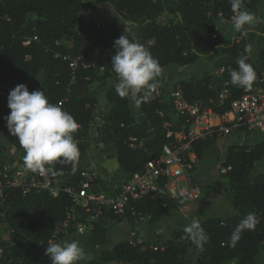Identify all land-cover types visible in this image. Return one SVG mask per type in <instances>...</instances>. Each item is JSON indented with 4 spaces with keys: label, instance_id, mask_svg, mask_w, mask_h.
Here are the masks:
<instances>
[{
    "label": "trees",
    "instance_id": "1",
    "mask_svg": "<svg viewBox=\"0 0 264 264\" xmlns=\"http://www.w3.org/2000/svg\"><path fill=\"white\" fill-rule=\"evenodd\" d=\"M259 3L260 0H244L246 8L255 14ZM103 7L114 16L110 21L97 22L91 13ZM232 14L229 0H0V135L24 157L18 139L9 134L6 126L5 117L10 112L7 85L39 79V90L45 92L49 102H59L80 125L74 134L80 150L79 160L75 165L56 162L57 175L46 177L56 180L60 188L77 186L81 180L78 165L86 159L93 112L98 104L91 85L113 78L114 86L105 94L110 105L105 126L107 143L115 149L120 171L124 174L141 172L147 161L159 157L162 146L169 140L167 130L181 129L183 120L169 109L168 97L164 103L144 100L136 106L135 114L131 112L128 99L115 92L117 76L111 65V56L116 51L114 41L125 28L130 30V36L148 47L164 68L191 66L200 59L213 62V68L222 69L218 81L210 75L191 77L180 81L178 86L186 102H198L211 108L214 114H222L229 110L230 101L243 94V87L233 85L229 75L230 69L238 67L236 40L241 41L243 51L246 46L243 33L234 31L233 36L228 35ZM219 24L225 27L219 30ZM56 54L61 57H54ZM66 56L71 60L79 58L74 72L69 60L63 59ZM250 63L253 66V61ZM263 64L264 60L253 66L257 80L258 68ZM96 67L101 69V74ZM223 87L230 96L222 106L217 102V94ZM159 112H163L162 117ZM138 116L142 117L139 121ZM164 123L170 127H165ZM244 132L237 131L238 134ZM216 138L213 134L193 144L198 160L213 147ZM132 139L135 148L129 146ZM262 158L264 141L253 146L227 147L222 163L225 172L220 177L227 179L233 194L231 213L200 220L208 235L202 250L194 246L183 228L173 231L169 241L154 245L119 242L112 250L84 264H264V173L250 178L254 164ZM173 206L174 203H169L161 207L160 201L150 197L130 204V208L149 222L165 217ZM70 207V200L63 192L52 198L44 191L23 195L16 188L6 190L0 206V222L10 238L0 241V264H52L45 255V248L49 246L47 242L55 224L64 218ZM249 212L257 214L259 224L254 230L243 232L235 247L228 246L231 233ZM129 214L103 216L94 223L90 239L103 240L106 221L132 220Z\"/></svg>",
    "mask_w": 264,
    "mask_h": 264
},
{
    "label": "built area",
    "instance_id": "2",
    "mask_svg": "<svg viewBox=\"0 0 264 264\" xmlns=\"http://www.w3.org/2000/svg\"><path fill=\"white\" fill-rule=\"evenodd\" d=\"M28 43L29 40L24 44ZM236 44L239 47L238 59L246 56L247 53L242 50L239 39ZM54 57L61 56L56 54ZM63 59L69 60V67L74 72L79 58L71 60L66 56ZM247 62L250 63V60ZM81 66L86 67L83 64ZM221 73L222 69H216L210 76L218 81ZM167 96L175 117L183 120V127L175 131L168 129L166 137L169 140L162 146L159 157L147 161L141 172L124 174L125 179L115 191L105 193L95 190L94 175L87 170L81 171V180L77 186L60 188L56 180L26 170L23 161L13 164L0 163V206L6 190L14 188L19 189L23 195L30 191H44L52 198L57 197L60 192L66 194L71 207L66 209L64 218L55 224L47 242L49 245V241L60 243L69 232L90 235L94 223L108 213L125 216L129 212L134 220H144L145 216L130 208L131 203L144 197L160 201L161 207H167L169 203L199 201L202 189L189 181L198 162L192 149L193 144L206 136H228L240 129L264 134V64L258 68L257 84H253L251 88L243 87V94L230 101L229 110L222 114H214L211 108L204 107L201 103L186 102L178 85L172 87ZM229 96V91L223 87L218 91L217 102L223 106ZM146 100L163 103L162 90L157 87L150 91ZM158 114L163 116V112ZM164 126L170 127V124L164 123ZM129 146L135 148L133 139ZM224 172L225 169L222 170V173ZM180 183H183L182 188ZM1 253L0 248V255Z\"/></svg>",
    "mask_w": 264,
    "mask_h": 264
},
{
    "label": "clouds",
    "instance_id": "3",
    "mask_svg": "<svg viewBox=\"0 0 264 264\" xmlns=\"http://www.w3.org/2000/svg\"><path fill=\"white\" fill-rule=\"evenodd\" d=\"M233 16L231 24L234 31L246 33L264 18L249 11L244 0H229ZM131 27V26H130ZM151 43L154 45L155 40ZM115 54L111 56L112 70L117 76L115 92L121 98L129 99L139 106L148 98L150 91L157 89L160 79L165 74L164 67L151 51L140 43L130 30L114 41ZM252 45L245 46V53H252ZM249 56L238 59L237 69H230V81L233 85L251 88L257 81V72ZM143 93V95H141ZM7 107L10 110L5 117L9 134L18 139L24 150L23 166L26 170L41 175H57L54 168L56 162H71L73 165L79 160L80 150L74 134L80 125L74 117L65 111L58 102H49L44 91L29 92L25 84H18L9 91ZM75 170V168H73ZM179 173V170H178ZM260 218L255 212H249L240 220L229 237L228 246L235 247L246 230H254ZM195 247L203 249L208 241V235L198 219L192 220L184 228ZM45 255L52 264H78L86 259L85 249L78 240L62 243L49 241L45 248Z\"/></svg>",
    "mask_w": 264,
    "mask_h": 264
},
{
    "label": "crops",
    "instance_id": "4",
    "mask_svg": "<svg viewBox=\"0 0 264 264\" xmlns=\"http://www.w3.org/2000/svg\"><path fill=\"white\" fill-rule=\"evenodd\" d=\"M251 54L247 53L249 60L252 61L253 57ZM204 61L207 60L200 59L195 64L185 66L183 68L176 66H167L164 68L165 74L159 82V86L166 87H161L162 92H165H163V103L168 97V92L172 88L171 85H178L180 81L188 80L191 77H203V74L199 73V71H204L202 70L205 67L202 65ZM208 62L213 68V62ZM96 83V89L98 91H96L95 94L98 96V104L93 112L91 130L95 132L94 136H96V140L93 139V141H97V143H90V146L85 152V162L79 164L78 166L81 171L87 170L94 175L93 188L95 190L111 193L120 186L121 182L125 179V175L118 168L113 147L109 145L111 149L107 150H105L104 147V144L107 143L105 126L107 124L106 120L107 114L110 110V105L106 100L99 97V95L101 94L100 91H103L102 93L106 94L107 90L114 86V83H109L108 80ZM128 101L129 109L135 114L136 105H134L129 99ZM169 109L172 111L171 105L169 106ZM139 117L140 116H138V118ZM173 119H175V117H173ZM95 120H97L98 123L102 122L103 125L96 124ZM93 124H96L97 126L93 127ZM198 165L199 160L197 165L194 167V172L191 175L194 176L195 183L200 185L202 191L207 192L211 188V183L209 180L207 182L204 181L207 179L203 180L202 176L205 177V175L202 168H198ZM223 181L227 182V179L223 178ZM213 200L214 197L211 196L210 202H206L203 198L200 201H197L198 205H194L196 202L189 203L187 201L180 202L178 204L175 203L169 214L156 222H149L148 218H145L142 221L134 219H123L120 222L106 221L105 238L103 240L93 241L88 235H85L83 239L85 248L88 250L92 259L98 257L103 252L112 250L117 243L123 241H137L139 243H147L150 245L169 241L173 231L189 226L192 220L198 219L200 221L205 218H211V216H209V209L213 208L211 206ZM109 225L111 228H109ZM78 237L79 236L75 234L72 239L79 240ZM60 243H62V241Z\"/></svg>",
    "mask_w": 264,
    "mask_h": 264
},
{
    "label": "rangeland",
    "instance_id": "5",
    "mask_svg": "<svg viewBox=\"0 0 264 264\" xmlns=\"http://www.w3.org/2000/svg\"><path fill=\"white\" fill-rule=\"evenodd\" d=\"M258 17L264 18V0H260L258 11L256 13ZM91 16L97 21V22H105V21H110L111 17H113V12L109 10L106 7L95 9L91 13ZM169 18H166L168 20ZM28 20L30 22L33 21L32 16L28 17ZM223 24L218 25V29H222ZM228 35L233 36L234 35V29L231 27L228 29ZM243 39L245 42V45L251 44L252 45V61H253V66L255 67L256 65H259L261 61L264 60V23H259L257 24L254 28L251 30L247 31L246 33H243ZM204 65V70L203 72L199 71V73L203 74V77L210 75V73H214L216 70L215 68H212V66L209 65L208 60L204 61L202 64ZM201 65V66H202ZM97 73L101 74V69L99 67H96ZM202 78V77H200ZM108 80L109 83H115L113 78L106 79ZM18 84H25L29 90V92L33 90H39V79H34L28 83H23V82H9L7 85V90L8 92L12 90L16 85ZM97 83L94 82L91 85V91L94 95H96V85ZM173 86H175L173 84ZM171 85V87H173ZM161 87L165 86H158L159 89ZM166 88V87H165ZM103 91H100L99 97L102 99L106 100L105 98V93H102ZM164 92V91H163ZM165 93V92H164ZM96 97H98L96 95ZM97 126L96 124H93V127ZM96 136L90 137L88 140L89 144L93 143L96 144L97 141ZM264 141V134H261L257 131H246L242 135L238 134L237 132H233L228 136H218L215 140V144L213 147L207 151L201 160H199V165L198 168H202V171L204 172L205 177L202 176L203 180L207 182L208 180L211 183V188L206 192L203 191V194L201 196V199L204 198L206 202H210L211 196L214 197V200L211 204L213 208L209 209V216L211 218H217V217H223L227 214L231 213V198H232V192L229 188V185L226 181H223V179L220 177L222 174V170L224 169L222 166L223 160H224V155L226 152V149L229 145H255L259 142ZM105 150L111 149L110 144L106 143L104 144ZM107 145V146H106ZM114 153L115 149L113 148ZM105 152V151H104ZM107 152V151H106ZM109 152V151H108ZM22 153L17 150L16 148H13L10 146L5 139L3 138L2 135H0V163L4 164H13V163H19L22 161ZM119 172V171H118ZM264 173V158L260 159L254 164V167L251 171L250 178L255 177L256 175ZM197 174V173H194ZM208 175V177H207ZM180 187H183V183H180ZM204 196V197H203ZM200 199V200H201ZM199 200V201H200ZM194 205H198V203H194ZM109 228L111 226L109 225ZM77 234L79 237V242L80 245L85 249V254H86V259L79 261V263L84 264L88 262L91 259V255L89 254L88 250L85 248L84 245V236L85 234H78V233H72L64 236L61 241H73L74 239L73 236ZM90 236V235H88ZM10 234L6 231L5 226L0 222V241L1 240H9ZM64 240V241H63Z\"/></svg>",
    "mask_w": 264,
    "mask_h": 264
},
{
    "label": "water",
    "instance_id": "6",
    "mask_svg": "<svg viewBox=\"0 0 264 264\" xmlns=\"http://www.w3.org/2000/svg\"><path fill=\"white\" fill-rule=\"evenodd\" d=\"M181 68H183V67H181ZM141 119H142V117L137 118L138 121L141 120ZM95 123H96V124L103 125L102 122H99V123H98L97 120H95ZM90 135L94 136V135H95V132H94L93 130H90ZM189 181H190V184H192V185L195 184V179H194V176H193V175H190V177H189Z\"/></svg>",
    "mask_w": 264,
    "mask_h": 264
},
{
    "label": "bare ground",
    "instance_id": "7",
    "mask_svg": "<svg viewBox=\"0 0 264 264\" xmlns=\"http://www.w3.org/2000/svg\"><path fill=\"white\" fill-rule=\"evenodd\" d=\"M79 65V64H78Z\"/></svg>",
    "mask_w": 264,
    "mask_h": 264
}]
</instances>
